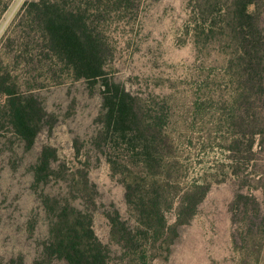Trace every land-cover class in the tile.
<instances>
[{
    "label": "trees",
    "instance_id": "trees-1",
    "mask_svg": "<svg viewBox=\"0 0 264 264\" xmlns=\"http://www.w3.org/2000/svg\"><path fill=\"white\" fill-rule=\"evenodd\" d=\"M11 1L0 0V18ZM141 1L32 0L22 5L0 40V129L10 130L26 148L32 147L47 119L33 93L43 82L59 85L83 80L90 88H98L101 110L91 145L124 190L128 218L122 219L115 210L106 217L110 241L127 264L168 259L179 229L197 214L216 184L211 172L185 181L176 143L168 132L167 103L145 102L108 76L113 56L108 24L113 19L134 18ZM196 3L188 27L197 49L216 47L224 56L222 72L231 87L228 151L242 152L247 168L255 161V146L264 152V0ZM13 61L16 67L10 66ZM16 70H34L35 76L28 80ZM231 159L234 162V156ZM56 163L55 153L43 149L32 166L35 189L57 179ZM232 172L236 175V169ZM61 180L67 184V196H40L49 223L48 238L32 264H109L112 251L92 228L93 184L86 173L79 181L73 175ZM257 180L262 201L238 193L230 209L235 249L255 259L264 253V170ZM173 212L170 224L167 216ZM244 221L247 230L241 233L238 226ZM236 233L242 246L236 247Z\"/></svg>",
    "mask_w": 264,
    "mask_h": 264
},
{
    "label": "rangeland",
    "instance_id": "rangeland-1",
    "mask_svg": "<svg viewBox=\"0 0 264 264\" xmlns=\"http://www.w3.org/2000/svg\"><path fill=\"white\" fill-rule=\"evenodd\" d=\"M29 1L10 2L0 18V40ZM196 5V0H142L134 18L113 19L107 27L113 50L108 76L145 102L165 101L171 115L168 132L176 143L185 181L211 172L216 183L197 214L179 229L168 259L153 264H264V253L259 259L245 258L235 249L230 211L238 193L262 201L257 178L264 170V152L255 146V161L244 168V154L228 151L231 87L223 75L225 60L218 49L199 50L193 43L188 21ZM10 66L16 67L14 61ZM16 71L28 80L35 76L34 70ZM43 85L33 93L42 102L47 119L32 147L26 148L10 130L0 129V264L33 263L48 238L41 194L67 196V184L61 179L73 175L79 181L84 173L96 191L93 231L112 251L109 264H127L110 241L106 217L115 210L122 219L128 218L124 190L91 145L101 110L100 92L83 80ZM45 148L55 153L60 177L35 189L32 166ZM167 219L173 223L174 212ZM238 227L241 233L247 230L245 221ZM239 236L236 247L243 245Z\"/></svg>",
    "mask_w": 264,
    "mask_h": 264
}]
</instances>
